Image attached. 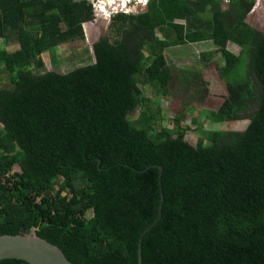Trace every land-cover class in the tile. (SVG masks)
Masks as SVG:
<instances>
[{"label": "trees", "instance_id": "trees-1", "mask_svg": "<svg viewBox=\"0 0 264 264\" xmlns=\"http://www.w3.org/2000/svg\"><path fill=\"white\" fill-rule=\"evenodd\" d=\"M254 2L151 0L111 16L92 61L59 74L41 71V55L85 40L91 4L0 0V40L13 32L19 46L0 48L9 82L0 87V236L34 230L73 264H136L162 193L141 264H264V34L246 22ZM205 41L222 59L227 95L202 117L249 123L242 132L200 129L192 146L183 114L157 128L162 110L138 85L168 96L175 79L163 50ZM176 72L183 107L201 103V73Z\"/></svg>", "mask_w": 264, "mask_h": 264}, {"label": "rangeland", "instance_id": "rangeland-1", "mask_svg": "<svg viewBox=\"0 0 264 264\" xmlns=\"http://www.w3.org/2000/svg\"><path fill=\"white\" fill-rule=\"evenodd\" d=\"M89 3L94 0H87ZM108 0H103L102 5L106 6ZM90 3V4H91ZM115 3H117L115 1ZM228 4V3H227ZM93 7H97L96 3L92 4ZM117 4L111 5L106 8V12L99 13L93 12V18L90 22L82 25L84 38L82 42L75 44H64L57 46L50 52H44L41 55L42 62L44 64L41 69L42 72L53 71L59 74L69 72L70 70L86 65L93 59L92 46L102 36L109 34L108 24L110 22L109 16L105 15L112 7H116ZM222 6H226L222 3ZM104 14V15H103ZM246 22L264 34V0H256L254 7L246 19ZM160 36L159 33H157ZM10 41L0 40V48L8 52H14L19 48L16 43L15 34H10ZM227 49L234 54H239V48L231 43L226 45ZM210 54L208 61L203 59L205 54ZM163 55L167 64L171 68V73L175 79V87L169 88V95L162 97L156 94L152 87L139 84L138 87L144 97L149 99L148 105L152 108H160L162 113L157 122V128L168 127L171 128V118L183 114L182 127L185 128L184 140L192 146H196L199 131L210 130H223V131H235L242 132L249 123V120H241L235 122H218L210 123L202 117V111H216L218 107L227 95L224 83L218 76L217 68L222 63V59L215 53V47L211 42H199L193 44H186L177 47H171L163 50ZM192 69L201 73L202 78L208 85V90L204 93V99L201 103L199 100L190 102L188 107H183L180 92L177 90V86L180 84L177 69ZM36 73L35 69L31 67ZM0 87H9L7 74L2 71L0 67ZM139 113L137 108L131 113V119L134 120ZM1 129V125H0ZM18 171L15 167L13 172ZM55 189L58 185L54 186Z\"/></svg>", "mask_w": 264, "mask_h": 264}, {"label": "water", "instance_id": "water-1", "mask_svg": "<svg viewBox=\"0 0 264 264\" xmlns=\"http://www.w3.org/2000/svg\"><path fill=\"white\" fill-rule=\"evenodd\" d=\"M98 164L100 160L97 161ZM158 179L161 181L163 167L157 165ZM133 169V168H132ZM135 170V169H133ZM136 171V170H135ZM144 170L137 171L143 172ZM160 184V183H159ZM160 186V192H161ZM163 194H160V202L156 218L139 234L136 248V264H141V245L144 235L150 231L161 219ZM7 259L21 260L26 264H73L62 250L35 235L34 230L27 234L1 235L0 236V261Z\"/></svg>", "mask_w": 264, "mask_h": 264}, {"label": "built area", "instance_id": "built-area-1", "mask_svg": "<svg viewBox=\"0 0 264 264\" xmlns=\"http://www.w3.org/2000/svg\"><path fill=\"white\" fill-rule=\"evenodd\" d=\"M102 1L103 0H94V2L92 3L90 2L93 12L99 13L101 15L102 13L106 12V8H109L113 4H117L116 7H112V9L109 10L108 13L105 14L111 18V16L116 15V14H136L138 12H141L146 8L147 4L151 0H108L106 6L101 4ZM115 1L117 3H115ZM218 1H220L221 3L225 5L229 3V1L231 0H218ZM93 3H96L97 7L94 8L92 5Z\"/></svg>", "mask_w": 264, "mask_h": 264}, {"label": "crops", "instance_id": "crops-1", "mask_svg": "<svg viewBox=\"0 0 264 264\" xmlns=\"http://www.w3.org/2000/svg\"><path fill=\"white\" fill-rule=\"evenodd\" d=\"M18 49V48H17Z\"/></svg>", "mask_w": 264, "mask_h": 264}]
</instances>
